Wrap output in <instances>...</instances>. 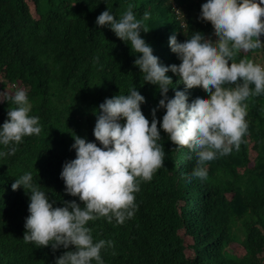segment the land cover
<instances>
[{"label": "trees", "instance_id": "obj_1", "mask_svg": "<svg viewBox=\"0 0 264 264\" xmlns=\"http://www.w3.org/2000/svg\"><path fill=\"white\" fill-rule=\"evenodd\" d=\"M129 4L138 18L151 11L145 19L149 30L141 35L161 63L180 62L169 44L173 32L181 40L191 29L216 38L212 21L199 15L202 0H0L2 87L27 88L33 114L43 125L39 135L24 137L14 155L0 157V264H56L67 250L24 240L30 195L23 185L12 188L19 175L32 171L34 181L58 204L79 199L64 191L60 173L64 162L76 156L73 134L97 139L99 104L138 87L146 96L142 110L152 119L161 93L142 80L134 64L141 53L107 25L96 24L106 8L119 16ZM256 54V49L241 51L236 59L257 60ZM169 74L174 83L180 75L171 69ZM188 91L190 99L209 95L199 84ZM247 105L248 131L239 149L207 161L206 178L191 176L193 150L175 144L161 128L164 163L151 180H141L135 215L123 223L106 217L89 221L95 239L114 241L102 249L106 264H264V92L250 96ZM11 106L0 101V124ZM164 111H157L161 121ZM231 242L246 247L243 258L231 254Z\"/></svg>", "mask_w": 264, "mask_h": 264}, {"label": "clouds", "instance_id": "obj_2", "mask_svg": "<svg viewBox=\"0 0 264 264\" xmlns=\"http://www.w3.org/2000/svg\"><path fill=\"white\" fill-rule=\"evenodd\" d=\"M151 14L145 10L138 18L129 4L119 16L108 7L96 17L97 25H107L131 44L133 52L141 53L134 64L143 73L142 80L157 85L161 93L151 121L142 110L146 96L138 87L99 104L97 139L73 134L76 156L64 162L60 173L64 191L79 199L56 203L30 170L12 183L13 189L23 185L30 195L24 240L38 246L51 244L53 250L67 249L56 257V264H106L102 249L114 241L95 239L89 221L106 217L123 223L135 215L141 180H151L164 163L161 128L175 144L193 150L196 164L191 176L206 178L207 161L239 149L248 131L247 100L264 92V63L248 56L236 59L241 51L264 48V0H202L199 15L212 21L216 38L191 29L181 40L173 32L169 44L181 59L171 64L161 63L141 35L149 30L145 19ZM169 69L180 74L175 83ZM197 84L209 95L190 99L188 89ZM169 88H174L171 95ZM4 100L14 106L0 124V145L6 146L0 148V157L14 155L26 135H39L43 127L40 116L33 114L27 88L0 90V101ZM159 108L165 109L162 121Z\"/></svg>", "mask_w": 264, "mask_h": 264}, {"label": "rangeland", "instance_id": "obj_3", "mask_svg": "<svg viewBox=\"0 0 264 264\" xmlns=\"http://www.w3.org/2000/svg\"><path fill=\"white\" fill-rule=\"evenodd\" d=\"M262 37H264V34H262ZM256 51H257L256 54L257 61L264 63V48L256 49ZM2 83L3 81L0 79V90H4L6 88H10L14 90L16 87H22L19 84H11V83H7L5 84L4 87H2L3 86ZM229 250L231 254L236 258H243L247 253L246 247L241 242H231L229 246Z\"/></svg>", "mask_w": 264, "mask_h": 264}, {"label": "built area", "instance_id": "obj_4", "mask_svg": "<svg viewBox=\"0 0 264 264\" xmlns=\"http://www.w3.org/2000/svg\"><path fill=\"white\" fill-rule=\"evenodd\" d=\"M175 9H176L177 14H179L180 13V10L177 7ZM0 79L3 81L2 78H0Z\"/></svg>", "mask_w": 264, "mask_h": 264}]
</instances>
